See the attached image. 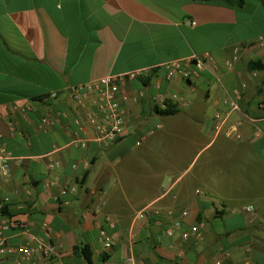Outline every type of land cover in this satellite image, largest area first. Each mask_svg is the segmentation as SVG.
Returning a JSON list of instances; mask_svg holds the SVG:
<instances>
[{"label":"crops","instance_id":"1","mask_svg":"<svg viewBox=\"0 0 264 264\" xmlns=\"http://www.w3.org/2000/svg\"><path fill=\"white\" fill-rule=\"evenodd\" d=\"M261 37L262 0L243 8L199 0H0V145L17 158L9 175L0 166V198L12 202L6 244L23 245L24 228L44 237L48 223L64 246L56 258L27 262L12 254L0 264H90L81 246L91 248V264H264V72L248 69L264 63ZM235 48L240 60L230 70ZM206 53L215 73L167 77L164 64ZM156 67L125 85L138 101L123 102V138L108 149L71 145L78 116L71 87ZM236 89L243 95L231 118L242 122L238 136L217 134L215 115L230 110L224 100ZM50 92L58 99L44 102ZM167 103L176 114L156 112ZM48 113L55 122L43 129ZM51 161L60 167L50 170ZM53 178L75 185L63 198L68 205L44 193ZM177 221L182 228L169 236ZM194 226L200 236L183 240ZM100 227L114 236V249L99 244Z\"/></svg>","mask_w":264,"mask_h":264},{"label":"built area","instance_id":"2","mask_svg":"<svg viewBox=\"0 0 264 264\" xmlns=\"http://www.w3.org/2000/svg\"><path fill=\"white\" fill-rule=\"evenodd\" d=\"M261 45H264V37L259 40ZM240 60V48H235L233 54L226 62L227 69H233ZM167 72L168 78H173L175 75H181L189 79L193 75L204 71H212L215 73L218 66L214 58L206 53L203 55H194L189 59L172 61L163 65ZM156 68H146L136 70L122 75L107 76L96 81L86 84L73 86L69 90L70 101L77 111L78 116L74 119V124L77 127L75 137L71 141V145L76 148L85 149L90 143H96L103 149H108L118 142L127 131L126 126V109L123 102L129 99L137 102L138 97L127 93L125 88L129 80L142 79L149 77ZM123 94V99H119V95ZM59 92H50L42 98L44 102L57 100ZM242 91L236 89L230 97L224 100V103L229 106L230 110L227 113L217 112L214 118V129L217 134L224 133L228 137L238 136V129L242 122L231 123L233 112L240 111L239 102L242 100ZM174 100L177 97L173 98ZM264 109V103L261 105ZM17 106L12 108V112H17ZM60 117L61 114H58ZM55 122V117L48 113L41 120V127L48 129ZM160 127V126H159ZM17 158L7 150L4 145H0V166L4 175L10 173V163ZM60 164L56 161H51L49 164L50 170H56ZM77 169V165H73ZM59 188L58 195H53V190ZM44 193L55 200L60 205H68L69 202L63 200L69 194H74L77 189L70 182H60L58 178L46 180L43 183ZM9 197L0 198V217L5 219V209L11 205ZM247 211H252L249 207ZM156 216L159 212L155 213ZM171 214V213H170ZM183 215H187L185 212ZM112 225V223H111ZM11 228L7 223V219L0 222V256H8L17 254L24 261L32 262L35 258L51 259L59 257L63 251V244L54 241L56 236L55 230L48 224H43L44 237H37L31 233L28 228H24L26 242L18 248H12L6 244V231ZM182 228L181 221L173 223V228L167 230L169 236H174L175 230ZM192 234H199V227L194 226L190 232H185L182 235L183 240H188ZM98 242L104 250H112L116 246V240L112 234L106 229L100 227L98 230ZM129 264H135L133 258L129 259Z\"/></svg>","mask_w":264,"mask_h":264},{"label":"trees","instance_id":"3","mask_svg":"<svg viewBox=\"0 0 264 264\" xmlns=\"http://www.w3.org/2000/svg\"><path fill=\"white\" fill-rule=\"evenodd\" d=\"M199 1H204V2H210V1H223L229 6H236L239 8H243L245 5L246 0H199ZM264 2V0H262ZM248 69L252 72H264V63L261 61H253L250 62L248 65ZM156 112L158 114L162 115H174L177 113L175 105L172 103H167L165 109H160L157 108ZM5 215H8V208L6 207ZM80 251L84 258L87 260L88 263H92V251L89 246H81Z\"/></svg>","mask_w":264,"mask_h":264}]
</instances>
